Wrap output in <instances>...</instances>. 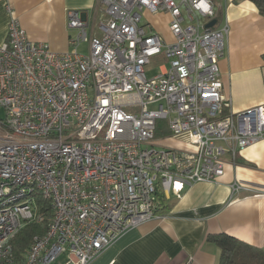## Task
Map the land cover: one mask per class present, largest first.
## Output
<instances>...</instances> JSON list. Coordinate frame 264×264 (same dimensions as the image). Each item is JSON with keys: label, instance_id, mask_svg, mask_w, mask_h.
Returning <instances> with one entry per match:
<instances>
[{"label": "built area", "instance_id": "obj_1", "mask_svg": "<svg viewBox=\"0 0 264 264\" xmlns=\"http://www.w3.org/2000/svg\"><path fill=\"white\" fill-rule=\"evenodd\" d=\"M99 37L67 15L73 51L29 40L17 19L0 45V264H91L126 231L155 218L158 195L216 184L264 140V104L225 113L219 61L229 25L212 0H97ZM142 13L169 17L167 41ZM86 44L88 54L78 53ZM165 63L148 77L151 59ZM166 124L158 145L156 132ZM232 192L242 188L236 182ZM51 218L19 258L11 242Z\"/></svg>", "mask_w": 264, "mask_h": 264}, {"label": "crops", "instance_id": "obj_2", "mask_svg": "<svg viewBox=\"0 0 264 264\" xmlns=\"http://www.w3.org/2000/svg\"><path fill=\"white\" fill-rule=\"evenodd\" d=\"M217 26L230 33L219 61L225 113H239L264 104V16L248 0H212ZM69 11L87 22V34L99 37L104 20L97 0H0V45L12 18L29 40L57 54L72 47L67 29ZM164 39L171 40L169 17L144 14ZM160 19V20H159ZM83 44V43H82ZM81 44V45H82ZM225 172L216 184L187 187L179 198L158 195L155 218L128 230L91 264H219V249L207 238L226 234L264 252V140L242 151L233 165L224 158ZM242 188L232 192V184ZM61 256L56 264H64Z\"/></svg>", "mask_w": 264, "mask_h": 264}, {"label": "trees", "instance_id": "obj_3", "mask_svg": "<svg viewBox=\"0 0 264 264\" xmlns=\"http://www.w3.org/2000/svg\"><path fill=\"white\" fill-rule=\"evenodd\" d=\"M255 5L259 13L264 16V0H248ZM162 128V127H161ZM168 132L158 128L157 138H163ZM39 213L44 216L42 224L25 226L12 240L11 245L16 257H20L29 248L35 236L45 234L48 222L51 218V210L48 202L37 201ZM220 251L219 264H264V252L243 241L226 234H213L207 238ZM188 264V263H187Z\"/></svg>", "mask_w": 264, "mask_h": 264}, {"label": "rangeland", "instance_id": "obj_4", "mask_svg": "<svg viewBox=\"0 0 264 264\" xmlns=\"http://www.w3.org/2000/svg\"><path fill=\"white\" fill-rule=\"evenodd\" d=\"M145 13H142V21H141V26H144V25H146V24H148V23H150V21H151V19H149V17H146L145 15H144ZM150 20V21H149ZM160 20V19H159ZM155 29V28H154ZM166 40L167 41H170V40H168V38H166ZM73 51V49H69L68 50V52H72ZM78 53H80V54H82V55H86V54H88V47H87V45L86 44H82V45H80L79 47H78ZM163 63H165V60L161 57V56H158V57H154V58H152L151 59V65H150V68L149 69H145L146 70V72H147V76L148 77H150V76H152V75H154L155 73H157L158 72V66L160 65V64H163ZM161 127L163 128V130H165L166 131V124L165 123H161ZM156 139H157V144L158 145H167V146H169V147H175L176 145H177V143L176 142H169V141H167V140H164L163 141V138H157L156 137ZM58 261V260H57ZM57 263V262H56Z\"/></svg>", "mask_w": 264, "mask_h": 264}, {"label": "water", "instance_id": "obj_5", "mask_svg": "<svg viewBox=\"0 0 264 264\" xmlns=\"http://www.w3.org/2000/svg\"><path fill=\"white\" fill-rule=\"evenodd\" d=\"M216 24V20H212L211 22H209L206 27L207 28H212L214 25Z\"/></svg>", "mask_w": 264, "mask_h": 264}, {"label": "bare ground", "instance_id": "obj_6", "mask_svg": "<svg viewBox=\"0 0 264 264\" xmlns=\"http://www.w3.org/2000/svg\"><path fill=\"white\" fill-rule=\"evenodd\" d=\"M186 189V188H185Z\"/></svg>", "mask_w": 264, "mask_h": 264}]
</instances>
